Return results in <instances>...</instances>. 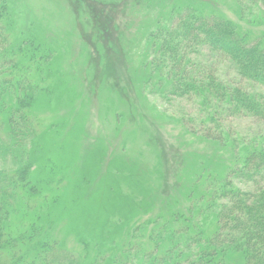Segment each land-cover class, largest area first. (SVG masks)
<instances>
[{
	"label": "rangeland",
	"instance_id": "obj_1",
	"mask_svg": "<svg viewBox=\"0 0 264 264\" xmlns=\"http://www.w3.org/2000/svg\"><path fill=\"white\" fill-rule=\"evenodd\" d=\"M199 17L264 45L263 0H0L5 49L33 87L24 83L27 104L15 122L26 112L37 128L22 161L0 158V170H27L30 201L12 208L40 230L38 248L55 244L80 264H128L129 246L149 252L152 229L172 221L160 212L197 211L203 185L224 181L264 136V121L231 115L202 91L172 88L200 82V69L264 97V86L197 45H182L173 63L179 30Z\"/></svg>",
	"mask_w": 264,
	"mask_h": 264
},
{
	"label": "trees",
	"instance_id": "obj_2",
	"mask_svg": "<svg viewBox=\"0 0 264 264\" xmlns=\"http://www.w3.org/2000/svg\"><path fill=\"white\" fill-rule=\"evenodd\" d=\"M199 18H186L182 31L179 30L180 37L174 40L170 50H166V53L169 50L173 63L182 45L183 48L197 45L227 60L239 78L264 86V45L248 41L223 20ZM1 32L0 26V115L6 119L3 122L6 126L2 125L4 137L0 136V158L19 163L27 144L37 135V128L35 119L27 116L26 112L22 125L15 122V117H20L23 106L27 104L22 92L28 77L21 70V61L15 60L14 55L5 49L8 38ZM12 72L17 74L14 80H7L6 75L10 76ZM199 74L200 82L188 81L181 84L183 86L176 84L172 88L182 89L179 96L194 90L202 91L207 98L226 104V112L231 115L264 121L263 96L252 95L239 86L214 82L200 69ZM27 85L26 89L33 88L31 84ZM5 93L12 96L11 106L6 103ZM22 169L19 164L13 174L0 170V264H57L58 256L69 258V253L59 250L55 244L46 243L38 248L41 243L34 236H37V231L40 234V230L29 225L28 221L16 220L14 216L17 210L12 207L15 203L30 201L26 194L30 191L23 187L22 182L29 178H21L27 172ZM232 179H237L244 188L234 187ZM200 194L203 203L197 211L191 207L186 212L168 209V217L167 213L160 212L161 218L172 221L152 229L149 239L153 249L149 252L135 244L129 246L134 254H131L128 264H235L230 256L239 258L236 264H264V136L250 146L243 163L230 170L224 181L203 185ZM204 197L208 198L203 200ZM196 202L195 199L193 207L197 206ZM29 248L39 250L28 257L32 251ZM130 249L125 252L131 253ZM118 262L119 259H114L115 264ZM64 264L80 263L70 259Z\"/></svg>",
	"mask_w": 264,
	"mask_h": 264
}]
</instances>
